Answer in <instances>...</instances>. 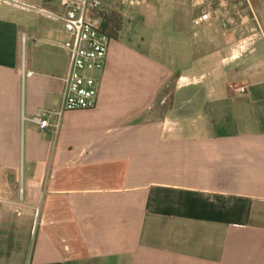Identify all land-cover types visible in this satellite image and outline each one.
<instances>
[{
    "label": "crops",
    "instance_id": "crops-1",
    "mask_svg": "<svg viewBox=\"0 0 264 264\" xmlns=\"http://www.w3.org/2000/svg\"><path fill=\"white\" fill-rule=\"evenodd\" d=\"M49 2L0 0V264H264V0H161L56 138Z\"/></svg>",
    "mask_w": 264,
    "mask_h": 264
},
{
    "label": "built area",
    "instance_id": "built-area-1",
    "mask_svg": "<svg viewBox=\"0 0 264 264\" xmlns=\"http://www.w3.org/2000/svg\"><path fill=\"white\" fill-rule=\"evenodd\" d=\"M37 12L60 22L64 36L61 48L66 53L67 66L61 80L58 109L40 110L31 120L39 132L55 135L65 113L96 107L112 39L103 26L106 16L101 0H58L57 11ZM211 19V14L204 13L194 18L192 24L199 27ZM25 76L31 77L32 73ZM231 89L238 94L246 93L244 87Z\"/></svg>",
    "mask_w": 264,
    "mask_h": 264
},
{
    "label": "rangeland",
    "instance_id": "rangeland-1",
    "mask_svg": "<svg viewBox=\"0 0 264 264\" xmlns=\"http://www.w3.org/2000/svg\"><path fill=\"white\" fill-rule=\"evenodd\" d=\"M49 1H50L49 2L50 6H54V7L56 6V8L58 7V0H49ZM142 1H144L145 3H142ZM159 2H161V0H101L105 16H111L114 14L121 18L122 25H121V31L119 33V36L121 35V37H123L125 41L128 40L129 37L133 36V33L138 32L137 34H140V32L142 31L141 26L143 25V21H144L143 16H142L143 13H157L158 14ZM145 4L146 6H148V9L143 7ZM18 6L19 8L23 10L22 12L25 16V19L33 18L38 21L39 19L41 20V17L39 15H36L38 9L33 10L31 5H25V4L18 5ZM51 25L54 28L57 27L56 24H51ZM145 36L149 38L148 34H145ZM141 47L142 46L139 45L140 49ZM143 49L145 50L144 47ZM59 55H60V61L62 63V70H64L66 63H67L66 53L63 51ZM173 87H174L173 85H170L169 89L165 91V94L171 92ZM24 94H25V86H24ZM59 100H60V96H58L54 106L52 107L53 110L58 109ZM169 104L170 102L168 99L163 105L156 106V108L159 107V109L161 108L165 110L169 108L170 106ZM62 122L65 123V120L62 119ZM24 126L27 127L29 125L28 123L23 122V127ZM60 130L61 128L59 129L57 134L55 135L52 134L54 138H56L59 135ZM46 140L48 141L51 140L52 142L51 138H47Z\"/></svg>",
    "mask_w": 264,
    "mask_h": 264
},
{
    "label": "trees",
    "instance_id": "trees-1",
    "mask_svg": "<svg viewBox=\"0 0 264 264\" xmlns=\"http://www.w3.org/2000/svg\"><path fill=\"white\" fill-rule=\"evenodd\" d=\"M122 20L116 15L106 16L104 18L103 26L107 29L108 35L113 41H117L121 31Z\"/></svg>",
    "mask_w": 264,
    "mask_h": 264
}]
</instances>
